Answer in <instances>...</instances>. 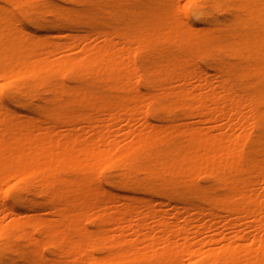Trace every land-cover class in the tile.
<instances>
[{
	"label": "bare ground",
	"instance_id": "6f19581e",
	"mask_svg": "<svg viewBox=\"0 0 264 264\" xmlns=\"http://www.w3.org/2000/svg\"><path fill=\"white\" fill-rule=\"evenodd\" d=\"M0 264H264V0H0Z\"/></svg>",
	"mask_w": 264,
	"mask_h": 264
},
{
	"label": "rangeland",
	"instance_id": "374dc122",
	"mask_svg": "<svg viewBox=\"0 0 264 264\" xmlns=\"http://www.w3.org/2000/svg\"><path fill=\"white\" fill-rule=\"evenodd\" d=\"M180 2H181V4H185L187 2V0H180ZM74 38L75 37H73L72 39H69L67 43L72 44V42L74 41ZM80 48H81L80 45L79 46H69L66 50H67V53L72 54V53L79 52ZM188 214H190V213H188Z\"/></svg>",
	"mask_w": 264,
	"mask_h": 264
}]
</instances>
